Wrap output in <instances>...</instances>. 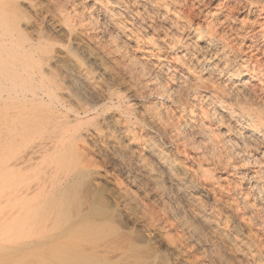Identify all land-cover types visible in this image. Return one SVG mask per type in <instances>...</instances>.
Here are the masks:
<instances>
[{"label":"bare ground","instance_id":"bare-ground-1","mask_svg":"<svg viewBox=\"0 0 264 264\" xmlns=\"http://www.w3.org/2000/svg\"><path fill=\"white\" fill-rule=\"evenodd\" d=\"M84 1L87 0H80L79 2L74 0H0V187L13 185L14 179L12 177L15 178L14 175L17 170L25 169L29 165H26V163L32 159L41 157L49 159L51 163L71 162L69 163L70 170L67 175L64 176L63 174L61 177L57 175V178H51L50 180L45 179L46 181L39 187L40 197L38 199L27 201L18 211H12L7 214L5 222H0V235L2 231L8 229L19 231L24 225L35 222L36 224H43L45 229L44 236L35 240L18 241L9 244H4L0 240V254L9 255L12 252L25 250L32 253L41 252L44 264H162V260L153 251L146 249L143 245L141 246V243L132 236L133 227L139 226L140 230L141 228H145L147 232H150V235L151 233L153 234L147 242L150 246L156 241L164 239V243L173 253H176V256H184L182 260L186 258L191 260L193 264H206V259L202 258L203 252H201H206V248L204 249L202 246L203 239L195 235L196 233H192L190 239L184 238L185 235L183 234H186L184 229H187L185 227L187 221L179 220L177 221L179 224L173 222L174 214L180 210L179 207H163L162 205L163 208H158V206L149 204L147 201L145 203L140 202L138 196L135 197L138 191L132 194L130 190L121 187L119 185L120 182L117 183L112 179L115 182L113 183L109 179L110 176H107L109 167L107 168V165L102 166L90 158L93 153L90 155L89 152L91 150L88 152L84 145L81 144L83 141L82 129L78 125L83 121L82 114H85L84 117L86 118L91 113V104L89 106L88 104L81 103L78 110H72L60 97L59 93L63 92L64 88L57 81V72L51 65V62L60 63L61 60L59 61V56L55 55V49L50 48L51 37L48 33L65 34L77 43L82 42L77 41L81 38L80 36L78 38L77 32L82 33L85 30L96 28L95 18L86 13ZM92 1L93 4L89 8L95 10L96 15H94L96 19H101L108 27L113 28L116 32V37L121 41L114 44L115 51L118 52L124 45L137 44L133 40L135 34L145 35L148 38L151 37L155 43V37L160 36L161 32L166 31L169 32V34H166L170 38H167V42L165 39L166 43L163 44L167 48H172L176 54L179 53L187 59L186 65L188 69H185V71L180 68L175 70V67L163 64L159 57L156 61H146L143 63V65L146 64L148 66L147 70L149 71H155L154 68H158L153 74L155 76L154 79H159V83L156 84L151 79L146 84L151 83L149 91H155L153 96L162 99L167 114L170 110L173 112L177 108L188 105L189 116L182 123L175 124L176 127L173 130L175 135L178 136L180 134L181 137L177 140L180 141L177 144L179 161L185 163L189 159V155L192 153L188 155L186 148L191 145L198 151L197 159H203V162L212 161L216 162L219 166L222 165L223 160L225 161L226 158H223L226 155L233 162H224L225 168L230 167L234 170L236 167L245 169L246 166H254L255 168L253 169H245V176L250 180L251 187L255 190V195L264 198V0H130L134 8L132 10L140 14L142 21L153 19L157 21L155 25L151 23L144 24L143 22L136 21L137 19L134 20L132 18V11L128 7H124L123 5L122 7L114 0ZM99 2L101 5L98 4ZM231 2H233L232 7L237 8L241 6L240 8L245 10L240 15L241 20H251L254 26L257 25L256 29L254 27L250 30L245 28V30H242L241 28L243 27L241 26L239 28L242 30H240L241 33L236 32L241 36L240 38L243 37V40L238 45H243L242 53L244 51L245 55L241 58L239 64H236V59L232 57L234 47L232 45L233 42L229 40L230 37L224 40L216 31H211L209 28L211 24L207 23L208 20L205 21L207 23L205 25L195 21L196 17L201 13V8L204 6L213 7L211 10H207V13L208 15L209 13L212 16L214 15V23L222 21L220 13L217 12H220L224 8L223 6L229 5ZM42 3L47 7V9H43L51 15V18L49 15L45 28L39 27L36 31H33L31 28L32 32H30L27 30L28 26L30 29L32 25L29 12L35 11L37 6ZM170 15H173V17H170ZM119 17L125 21L118 23L116 19ZM180 17L185 18L187 22L180 25V22L177 21ZM230 22L232 21L230 20ZM225 25L228 24L226 23ZM104 30L106 31V29ZM186 30L193 33L192 37H188L190 33L188 34ZM90 33L92 32L90 31ZM185 37L189 39L187 42H184ZM237 40L235 41L238 43ZM155 44L159 45V43ZM238 45H235L237 50H241L237 47ZM86 52L89 61L105 73V65L103 66L100 62V57H97L98 55L95 56V54L93 55V51L86 50ZM117 52H111L110 55L116 56ZM141 57L146 56L143 53L136 56V58L128 59V61H130V65H134L138 63ZM194 72L196 75L192 74ZM67 78L73 81L72 76H68ZM205 80H222L226 83V88H210L204 85L207 82ZM86 85H88V82ZM101 100L102 98L97 95L94 97L93 104ZM137 101L139 102V100ZM134 103L136 102L134 101ZM59 107L64 108L65 112L60 111ZM70 112H73V114H70ZM158 116L163 119L165 114L159 112ZM167 118L169 121L171 120L169 116ZM157 120L159 121L158 118ZM164 134L167 133L164 131ZM99 140L97 141L101 142ZM26 142H29V144H26ZM18 146H23V150L20 151L21 147L19 148ZM8 151L13 152L14 155L17 154L11 163L7 161ZM147 152L151 153L150 156L155 157L160 166L167 170L166 172H172L173 165L168 163L164 158L165 152L162 149H155L149 146ZM97 155L100 156V154ZM109 155L111 156V154ZM195 158L193 159L196 160ZM110 159L112 158L110 157ZM238 159L240 162L237 161L235 163L234 161ZM118 163L120 162L118 161ZM199 167H202V164H199ZM41 168L43 169V167ZM121 169L128 174L129 171L125 166L121 165ZM147 170L149 169L147 168ZM211 171L208 170V173L211 174ZM114 174L117 175V173ZM113 176L115 177V175ZM148 176L150 177L151 174ZM238 176L241 175L239 174ZM39 182L41 183L40 180ZM104 184L111 186V192L108 191L107 187V189L105 188ZM140 184L142 185V182ZM93 185H96V192ZM214 186L212 184L211 188H209L213 189ZM13 190L15 191V189ZM24 191L19 196L23 199L30 197L31 193ZM215 191L217 190L215 189ZM10 194L11 196H16L18 193L12 192ZM1 195H4V193ZM1 195L0 205L10 201L9 198L2 199L3 196ZM105 195L108 196L107 199L111 198V203L104 201ZM140 197L142 198V195ZM235 197L237 198V195ZM16 204L18 205V203ZM248 206L250 207V205ZM9 209L10 207L7 210ZM4 210L7 212L6 209ZM120 216H125L127 219V223L123 220L126 223L125 225L119 218ZM251 220L252 218H247L245 221L249 223ZM200 221L206 223L211 228H215L212 220L204 218L200 219ZM178 227L182 228V231H179L180 233L176 229ZM262 229H264V224ZM195 236L198 238L195 239ZM158 238H161V240ZM215 244L217 243L215 242Z\"/></svg>","mask_w":264,"mask_h":264},{"label":"rangeland","instance_id":"rangeland-1","mask_svg":"<svg viewBox=\"0 0 264 264\" xmlns=\"http://www.w3.org/2000/svg\"><path fill=\"white\" fill-rule=\"evenodd\" d=\"M74 1L79 2L80 0H74ZM114 1L118 2V4H120L121 6L123 5L124 7H128L133 13V14L132 13L131 14H132V16H133L132 18L134 20L137 19L136 21L143 22L141 17H140V14L139 13L137 14L136 11L132 10L134 8L132 7L130 0H128V1L127 0H114ZM124 1H126V2H124ZM92 4H93L92 0L84 1L86 13H88V15L89 14L92 15V18L93 17L95 18L96 28L95 29H88L89 31L85 30L82 33H80L78 31L77 32L78 38H80V37L81 38L78 39L77 41H79V42L82 41V42L77 43V42H75V40L68 38V36L65 34H61V33L55 34L53 32L48 33L51 37L50 48L55 49L54 50V51H56V52H54L55 55L59 56V61L61 60L60 63H56L55 61L51 62V65L56 69V72H57L56 79L58 82H60V84L64 88V91L59 93L60 97L64 100V102L66 104L69 105V107L72 110H78V107L81 103L82 104H88V105L91 104V106L90 105L89 106L91 107L93 112L91 111L89 116L86 117L87 119L84 117L85 114H82L81 117H82L83 121H81L80 124L78 125V127L82 129L81 133H82L83 141L81 142V144L84 145V147L88 150V152L90 150L92 151V152L91 151L89 152L90 155L93 153L92 157L90 156V158H92L98 164H100L102 166L107 165L106 167L110 168V169L108 168L109 173L107 176L108 177L110 176L109 179L113 183H115V182L119 183L120 182L119 185L123 188L130 190L132 192V194H135L138 191V194H135L136 195L135 197L138 196V200L140 202L145 203L147 201V203L152 204V205H156V206H158V208H163L164 206L179 207L180 210L174 214L175 220L173 219V222L177 223V221H179V220L180 221L181 220L187 221L186 226H185L187 229H184V232L187 235L183 234V235H185L184 238L190 239L192 233H196L195 235H198L203 239V240L201 239L202 240V246L204 249L206 248V252L205 251H201V252H203L202 258H204V260L206 259L205 260L206 264H264V236H263L264 235V229H262L263 224H264V206H263L264 205V198L255 195V190L252 189L250 180H248V178H246L247 176H245V174H246L245 169L246 168L253 169L255 167L250 165V166H246L245 169H243L242 167H236L234 170H233V168H230V167L225 168L224 162H226V163L227 162H233V161L229 160L226 155L223 158V159H225V158L226 159H225V161L224 160L222 161L223 163H222V165H219L220 167L218 166V164L216 162H212V161H208V162L204 161L203 162V159H197L198 151H196L195 147L191 146V145L189 147L187 146L186 149L188 150V155L191 153H192L191 155H193V154L194 155L192 157H191V155H189V159L187 161H185L186 164L184 162L179 161L177 144L180 141H177V140H179L181 137H180V134L178 136L175 135V132L173 130L176 127L175 124L182 123L183 120H186L187 117L189 116V110L187 107L188 105L182 106L181 108H177L176 109L177 112L176 111L171 112V110H170V112H168V114H167V112H165V107L163 106L162 99H159L156 96H153L154 95L153 93H155V91L154 92L149 91V87H150L151 83L146 84V82L151 80V79H153L154 83L158 84L159 79H157V80L154 79L155 76L153 74V72L155 73L158 70V68L155 67L154 68L155 71H153V70L149 71V70H147L148 66L146 64H144L145 66L143 65L144 62H146V61L151 62L154 60L156 61L157 58L159 57V59L161 60V62L163 64H165L167 66H169V65L173 66V68L174 67L176 68L175 70L180 68L182 70L184 69V71H185V69L186 70L188 69V67L186 65L187 59L182 57V55L179 53L176 54V52H173L172 48H170V47L167 48V46H165V44H163V43L167 42V38L168 39L170 38L166 34V33L169 34V32H166V31L161 32L159 34L160 36H156L158 39L160 38L159 40L155 37V41H156L155 43H159V45L155 44L153 42L154 40H152L151 37L148 38V37H145V35L135 34L133 37V40L135 42H137V44L134 43L132 45H124V47L122 46L120 48L121 50H119L118 52L115 51L114 44L120 43L121 41L116 37V32L113 28L108 27L101 19L100 20L96 19L95 10L89 8ZM98 4H100V2ZM232 5H233V2H231L227 6H223L224 8H222L220 10V12H217V13H220V17L222 19V21H219L220 23L219 22L214 23L215 22L214 15L212 16L209 13V15H210L209 16L207 13V10L209 11V10H211V8H213L212 6L211 7H208V6L202 7L201 13H200L202 16L199 14L196 17L195 21L199 22V24L205 25V23H206L205 21L208 20L209 22L207 21V23L211 24V25H209V28L211 31L212 30L214 32L216 31V33L221 35L224 40H226L227 37L228 38L230 37L229 40L231 42H233L232 45L234 47V51L232 52V57H234L236 59V64H239V62H241V58H243L245 55H244V51L242 53V50L244 48L243 45H240V46L238 45L240 43V41L243 40V37L240 38L241 36L239 34H237L236 32H240L241 29L242 30H245V29L250 30V29H253L254 27L256 29L257 25L254 26L252 24L251 20H246V19L241 20L240 15L243 14V12H245V10L243 8H240L241 6L234 8V6L232 7ZM98 7H100V6H98ZM43 8L47 9V7H45L44 3H42L41 5H38L37 9L35 11L29 12V14L31 16L32 25L30 26V29L28 26V28H27L28 31L32 32V29H33V31H36L39 27H41V28L46 27V23L48 21L47 19H49V17L51 18V15L48 14L47 11L44 10ZM212 10L214 11V9H212ZM27 11H29V10H27ZM240 12H242V13H240ZM206 14H207V16H206ZM231 14H233V15H231ZM171 16L173 17V15H170V17ZM205 18H207V19H205ZM180 19H182V20H180ZM230 20L232 22H230ZM116 21L119 23L121 21L124 22L125 20L122 18L120 19V17H119L116 19ZM177 21L180 22L179 23L180 25L182 23L187 22L185 20V18H182V17L178 18ZM201 21L202 22L204 21V22L202 23ZM225 22L228 25H225L226 24ZM238 22H239V24H238ZM143 23L144 24L145 23L146 24L151 23L152 25H155V24H157V21L153 20V19H146V20H144ZM229 24L232 26H230ZM214 26H216V27H214ZM241 26L243 28H241ZM211 27H212V29H211ZM232 28H234V29L232 30ZM239 28H241V29H239ZM104 29H106V31ZM90 31L92 33H90ZM186 31H188L187 32L188 34L190 33L188 37L189 38L192 37L191 35L193 33H191V31H189V30H186ZM229 33L233 34L235 36L230 35ZM164 34H165V36H163ZM89 36H91V37H89ZM108 36H110V38H108ZM188 37H185L184 42L185 41L187 42L189 40ZM143 39H144V41H143ZM165 39H166V42H165ZM237 39H239V40H237ZM235 40H237L238 43ZM107 41H108V44H107ZM86 42H87V44H86ZM83 44H84V46H83ZM263 44H264V41H263ZM143 45H145V46H143ZM235 45H238L237 47L241 50H237ZM86 47H87V49H86ZM131 47H132V50H131ZM84 48L90 52L93 51L92 52L93 55L95 54V56L98 55L97 57H100V62L102 63L103 66L105 65V67H104L105 73L100 71L94 64L91 63V61H89L88 56L86 54L87 52ZM164 48H166V49H164ZM143 50H144V52H143ZM111 52H117L116 56L110 55ZM63 53H64V55H63ZM143 53L145 54L146 57H141V58H139L140 61L138 60V63H136L134 65H130V63H129L130 61H128V59L136 58V56H139ZM167 57H170V58H167ZM120 58H121V60H120ZM118 59L120 60V62ZM168 59L169 60L171 59V60L169 61ZM126 61H127V63H126ZM75 66H77V67H75ZM56 67H58V68H56ZM79 67H81V68H79ZM77 69H78V71H77ZM64 71H65V73H64ZM191 72H193V71L191 70ZM194 73H192V74L196 75V73L195 74ZM75 74H77V75H75ZM68 76H72L73 81H70L67 78ZM83 81L86 83L84 84ZM205 81H207V82H205L204 85H206L210 88H214V89H216V88L219 89L220 87L226 88V86H225L226 83L223 82L222 80H217V81L216 80H212V81L211 80H205ZM87 82H88V85H86ZM91 94H92V96H91ZM146 94H147V96H146ZM97 95L100 96L102 98V100L96 104H93L94 97ZM69 99H70V101H69ZM137 100H139V102ZM134 101L136 103H134ZM101 103H103V104H101ZM139 107H141V108H139ZM63 109L64 108L59 107L60 111L65 112V110H63ZM127 111H128V113H127ZM129 112H130V114H129ZM143 112H145L144 115H143ZM159 112H162L163 114H165L163 119H161L158 116ZM186 112H188V113H186ZM93 113H95V114H93ZM70 114H73V112H70ZM179 115H180V117H179ZM167 116L170 117V119H171L170 121L167 118ZM174 117L175 118L177 117V119H175ZM181 117H182V119H181ZM97 118H99V119H97ZM157 118L159 119V121L157 120ZM122 120H123V122H122ZM121 126H122V129H121ZM164 131L167 134H164ZM125 132L127 135L125 134ZM132 135H134V136H132ZM93 137H94V139H93ZM132 137H133V139H132ZM96 139L97 140L100 139L99 141H101V142H98ZM85 140H87V141H85ZM88 140L89 141L91 140L92 142L91 141L89 142ZM127 141H128V143H127ZM140 141H141V143H140ZM88 142L91 144H89ZM27 143L29 144V142H26V144ZM101 143H102V145H101ZM114 143H115V146H114ZM92 144H94V145H92ZM149 146H151L155 149H162L165 152L164 158L167 160L168 163H171L173 165L172 170H171L172 172H166L167 170H165V168H162V166H160L159 162H157L155 157H153L152 155L150 156L151 153L147 152V149L149 148ZM20 147H19L20 151H22L23 146H20ZM95 149H96V151H95ZM142 149H143V151H142ZM253 153H255V151H253ZM97 154H100V156ZM109 154H111V156ZM16 156H17V154L14 155L13 152L8 151L7 152V161L9 163H11L13 161V159L16 158ZM94 157H95V159H94ZM110 157L112 159H110ZM193 158H195L196 160H194ZM101 161H103V162H101ZM118 161L120 163H118ZM192 161H194V162H192ZM237 161L240 162L239 159L234 161V162L236 163ZM69 163H71V162L64 161V162H58V163L57 162L51 163L49 159L40 157L38 159H32L28 163H26V165H28V164L29 165L27 167H25V169L17 170L16 174L14 175L15 178L12 177V179H14V181L12 180L13 185H8L7 187H2V188L0 187V195L2 193H4V195H1V196H3L2 199L9 198V200H10L8 203H3L0 205V215H1L0 216V222H5L7 214L11 213L12 211H18L19 208L23 204H25L27 201H33L35 199H38L40 197L39 187H41V185L46 180H50L51 178L52 179L57 178V175H58V177L63 176V174H64V176L67 175L69 173V170H70V164ZM215 163H216V165H215ZM189 164L192 166H190ZM199 164H202V167H199ZM121 165L125 166L128 169V171H129L128 174L123 169H121ZM145 165H146V167H145ZM41 167H43V169ZM139 167H141V168H139ZM195 167H196V169H195ZM147 168L149 170H147ZM197 168H199V169H197ZM206 168H209V169H206ZM219 168H221V169H219ZM52 169H53V171H52ZM208 170H212L211 174L208 173ZM47 171H48V175H47ZM180 171H181V173H180ZM149 172L151 174V176H150L151 178L148 176V175H150ZM114 173H117V175ZM242 173H244V174H242ZM42 174H43V176H42ZM239 174L241 176H238ZM46 175H47V177H46ZM113 175H115V177ZM41 176H42V179H41ZM130 176H131V178H130ZM215 177H217V178H215ZM112 179H114L115 182ZM39 180L41 181V183L39 182ZM155 180L157 181V183ZM0 181H1V179H0ZM124 181H125V183H124ZM141 182H142V185L140 184ZM146 182H148V183H146ZM215 182H216V184H215ZM172 183L175 185V188H174V185ZM145 184H146V186H145ZM212 184H214L215 186L213 189H210ZM21 185H23V186H21ZM104 185H105V188L107 187L108 191L111 192V186H109L108 184H104ZM238 185H240V186H238ZM15 186H16V188H15ZM93 186H94L93 188L96 192L97 191L96 185H93ZM158 186L161 188H159ZM207 186H208V188H207ZM138 187H139V189H138ZM23 188L25 191L23 190ZM13 189H15V191ZM135 189H137V190H135ZM143 189H144V191H143ZM154 189H155V191H154ZM215 189L217 191H215ZM238 189H240V190H238ZM22 190L24 192H27V191L30 192L31 193L30 197L25 198V199L21 198V196H19V195L23 192ZM210 190H212V191H210ZM205 191H207V192L205 193ZM12 192L15 194L18 193L17 194L18 196L17 195L11 196L10 193H12ZM162 194L164 196H160ZM141 195H142V198L140 197ZM236 195H237V198L235 197ZM241 196H243V197H241ZM107 198H108V196L105 195L104 201L111 203V201H112L111 198L110 199H107ZM158 199H160V200H158ZM229 199H231V200H229ZM252 199H255V200H252ZM164 200H165V202H164ZM16 203H18V205ZM171 203H173V205H171ZM162 205H163V207H162ZM241 205H242V207H241ZM248 205H250V207ZM9 207H10V209L7 210ZM195 207H196V209H195ZM4 209H6L7 212ZM252 209H254V211H252ZM256 209H258V210H256ZM255 210H256V212H255ZM258 211L260 214L258 213ZM256 214H257V216H256ZM242 215H245V216H242ZM251 216H254V217H251ZM119 218L121 219V221L123 222L124 225L127 223L126 222L127 219L125 218V216H120ZM204 218L212 220L215 228H211L206 223H203L200 221V219H204ZM247 218H252L251 222L246 223L245 220ZM259 220L260 221L262 220V221L260 222ZM258 221L261 224L263 223L262 227H261V224L259 225ZM177 224H179V222ZM202 226H204V227H202ZM176 229L178 232L182 231L181 227H178ZM139 230H140L139 226L133 227V230H132L133 234L131 233L132 236L141 243V246L143 245L146 249L153 251L157 255V257L160 260H162V262H163L162 264H165V263L166 264H193V262L189 259L185 258L184 260H182L184 258L183 255H180V256L177 255L176 256V253H173L170 250V248L164 243L165 242L164 239L161 240V238H158L162 242L156 241L154 244H151V246H150V244L149 243L147 244V242L153 236V234L151 233V235H150V232H147V230H145V228L144 229L141 228V230L140 231ZM254 231H256V232H254ZM44 234H45V229H44L43 224H36L35 222L34 223L31 222L27 225H24V227L19 231L9 230V229L2 231V233L0 235V240L4 244H9V243L18 242V241L35 240L37 238H42L44 236ZM197 238L198 237L195 236V239H197ZM208 239H209V241H207ZM220 241L222 244L220 243ZM215 242L217 244H215ZM157 243H159V244L157 245ZM161 244H162V246H161ZM204 245H205V247H204ZM207 246H208V248H207ZM254 250H256V251H254ZM252 251H254V252H252ZM0 255H1L0 256V264H44L43 263V255L41 252L40 253H32V252L25 250V251L12 252L9 255H6V254H0Z\"/></svg>","mask_w":264,"mask_h":264}]
</instances>
